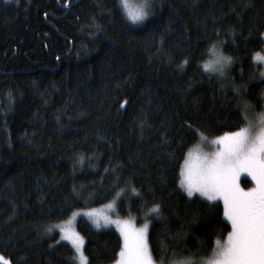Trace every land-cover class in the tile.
I'll return each instance as SVG.
<instances>
[{
	"label": "trees",
	"instance_id": "trees-1",
	"mask_svg": "<svg viewBox=\"0 0 264 264\" xmlns=\"http://www.w3.org/2000/svg\"><path fill=\"white\" fill-rule=\"evenodd\" d=\"M261 33L264 0H153L135 25L116 0H0V255L73 264L55 223L114 199L138 222L161 205L149 220L158 262L165 246L178 259L212 254L231 230L223 202L188 197L180 168L200 136L246 125L245 103L264 110ZM213 45L235 59L223 79L202 67ZM76 228L90 264L115 263L116 229L83 216Z\"/></svg>",
	"mask_w": 264,
	"mask_h": 264
},
{
	"label": "snow or ice",
	"instance_id": "snow-or-ice-1",
	"mask_svg": "<svg viewBox=\"0 0 264 264\" xmlns=\"http://www.w3.org/2000/svg\"><path fill=\"white\" fill-rule=\"evenodd\" d=\"M66 3H70V0H66ZM152 7L153 0H140L137 5L130 3V0H116L117 11L134 25L142 24L151 14ZM260 35L264 38V33ZM261 42L264 43V39ZM208 51L211 52L212 59L203 63L204 72L216 73L219 78H225L226 71L235 63V59L224 55L217 45H213ZM262 53L264 48L254 53L253 59L264 62ZM188 62L185 59L180 66L183 67ZM261 76L264 77V72H261ZM234 91L239 94L238 88ZM8 96L14 102L12 94L9 93ZM126 104L125 100L120 107L124 108ZM253 109V105L245 103L240 115L242 120L247 122V126L216 137L212 141L216 150L211 154L197 155L193 159L192 152H189L180 168L179 184L188 197L199 194L208 202L223 201V216L231 228L226 239L218 238L212 254L195 261L178 259L179 254L175 251L168 255L165 246L160 250L159 264H264V110L253 116ZM186 124L192 129L190 123ZM242 173L251 177L254 187L245 190L240 186ZM116 187H119V184ZM75 191L73 187V192ZM124 192L125 188H121L116 196L120 197ZM131 192L137 197L141 195L135 187L131 188ZM105 207L114 208L115 201ZM214 207V204H209L210 211ZM160 212L161 205L153 203L145 214V223L139 228L130 220H114L96 209L83 214L88 216L97 228L102 224H116L119 228L123 244L115 264H157L150 247L148 221L159 217ZM75 215L76 213H73V216ZM48 231L51 232L52 229L49 228ZM60 232L62 239L70 241L75 250L73 264H90L83 251L84 238L71 227H61ZM0 264H10V261L0 256Z\"/></svg>",
	"mask_w": 264,
	"mask_h": 264
},
{
	"label": "rangeland",
	"instance_id": "rangeland-1",
	"mask_svg": "<svg viewBox=\"0 0 264 264\" xmlns=\"http://www.w3.org/2000/svg\"><path fill=\"white\" fill-rule=\"evenodd\" d=\"M6 1H7V2H10L11 0H6ZM139 2H140V0H130V3H132L133 5H137V4H139ZM262 54H264V53H262ZM210 59H212V54H211V52H210L209 60H210ZM255 62L262 64L263 67H264V62H260V61H257V60H255ZM246 126H247V124L244 125L243 127H246ZM214 139H215V138H210V139H209V138H206V137H202V136H200V139H199L198 143H197L195 146H193V147L190 149V151H189V152H192V154H193V159H195V157H196L197 155H203V154H211V153H213V152L216 150V145L212 143V141H213ZM244 177L247 178L248 181H249L248 186H245V185L242 183V179H243ZM240 186H241L242 188H244L245 190H247L248 188L254 187L255 185H254V183L251 181V177H247L246 174H243V173H242V174H241V184H240ZM113 201H115V207H114V208H112V209H108V208L105 207L107 204L112 203ZM221 201H222V200H221ZM117 202H118V199H117V200L114 199V200H112V201H108V202H106V203H104V204H102V205L95 206V207H92V208H90V209H81V210H77V211L74 212V213H76L75 216H73V213H72V215H71L70 217H68L67 219L55 223V225H54V227H53V230H56V231L59 232V234H60V237H59V238H60L61 241H65V242L69 243V244L72 246V244H71L70 241L62 239V233L60 232V228H61V227H71V228H74L75 231L78 232V230H77V228H76V223H77V219H78L80 216L85 217L86 219H88V220L93 224L92 220H91L88 216H86V215L83 214V213H85V212H87V211H89V210H91V209H96V210L99 211V212L106 213L107 215H109V216H110L112 219H114V220H115V219H119V220H130V221L135 225V227H137V228L143 226V224L145 223V221L138 222L137 219H136L135 217H133V216H128V217H122V216H119L118 213H117ZM222 202H223V201H222ZM148 222H149V225H150V221H148ZM93 225H94V224H93ZM94 226H95V225H94ZM95 227H96V226H95ZM110 227H113L114 229H116V231H118V233L120 234L119 228L117 227L116 224H108V225H103V224H102L101 227H99V228L96 227V228H97V229H105V228H110ZM78 233H79V232H78ZM79 234H80V233H79ZM80 235H81V234H80ZM81 236H82V235H81ZM122 240H123V238H122ZM72 247H73V246H72ZM73 250H74V248H73ZM83 251H84V248H83ZM74 252H75V250H74ZM84 255H85V254H84ZM210 255H211V254H210ZM210 255H209V256H210ZM0 256H2V255H0ZM3 257H4V256H3ZM4 258H5V257H4ZM118 258H119V257H118ZM5 259H6V258H5ZM7 260H8V259H7ZM77 264H78V262H77ZM114 264H115V263H114ZM157 264H159L158 261H157Z\"/></svg>",
	"mask_w": 264,
	"mask_h": 264
}]
</instances>
